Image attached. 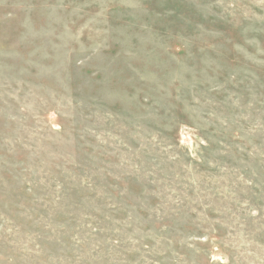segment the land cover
<instances>
[{
	"label": "rangeland",
	"instance_id": "obj_1",
	"mask_svg": "<svg viewBox=\"0 0 264 264\" xmlns=\"http://www.w3.org/2000/svg\"><path fill=\"white\" fill-rule=\"evenodd\" d=\"M0 264H264V0H0Z\"/></svg>",
	"mask_w": 264,
	"mask_h": 264
}]
</instances>
